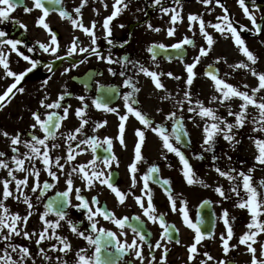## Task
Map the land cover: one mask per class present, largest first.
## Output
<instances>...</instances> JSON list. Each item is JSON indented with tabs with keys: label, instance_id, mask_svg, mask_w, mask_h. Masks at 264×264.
<instances>
[{
	"label": "snow or ice",
	"instance_id": "snow-or-ice-1",
	"mask_svg": "<svg viewBox=\"0 0 264 264\" xmlns=\"http://www.w3.org/2000/svg\"><path fill=\"white\" fill-rule=\"evenodd\" d=\"M200 2L207 6L212 4L213 0H200ZM87 3L88 0H81L80 6L74 9L76 15L73 16L72 13L68 12L63 7V0H32L31 7H28L24 3V0H0V22L12 20L11 14L19 7H23L25 13H31L34 10H39L42 13L37 20V26L46 30L50 39L47 43L36 41V44L43 53L54 57L50 63L44 65L49 73L53 72L57 60H68L76 54L81 55L83 58L78 62L72 63L71 67L65 68V73L70 72L72 68L78 67L79 64L85 63L90 56H95L98 60H101L110 66L113 64H121L122 70L119 72V75L125 77L123 87L131 89L123 94L126 113L119 115L117 109L111 107L108 102L111 96L120 95V92L116 87L98 85V95L96 98L92 99V105L97 110H102L106 113L115 112L119 116V143L122 146H125V122L129 119V115L134 116L135 119L143 125L144 129H150L159 137L162 141L163 149L169 153H174L179 158L182 165L181 172L188 185L200 184L203 187H209V185L202 179L196 177L189 158L181 150V147H184L191 142L190 134L188 133L184 122V117L178 115L177 111L167 113L165 115V121H172L170 130L164 123L155 124L152 118L143 112L138 106L139 101L137 94L140 89L137 87L136 82L131 77L127 76L126 70L127 66L131 64L134 69L138 70L137 74L142 73L151 78L155 88L165 92V95L162 97L164 100L175 98L171 93L167 92L165 85L161 82V75H167L177 80H179L180 77L173 76V73L171 72L165 74L152 71L138 61H131L128 56L115 59L111 54L105 56L103 52H101L97 43L96 21H93L90 27L85 26L83 23L82 8L85 7ZM176 3L177 5H180V0H176ZM215 4L218 5L224 13V15L217 17L216 23L206 25L202 16L197 14H189L187 17L190 22V30H193L195 24L198 23L199 33L204 38L206 46H200L199 54L194 58L193 62L185 64V70L187 73V79L185 81L186 90L184 91L183 98L175 101L180 112L184 111V105L187 104V111L193 113L195 116H199L201 120L204 121L202 130L203 143L201 148L204 152L213 153V161L220 159V157L215 155L217 137L222 136L223 139L235 149V146L240 143V141L236 139V134L240 129L244 128L246 124H252L253 132L264 133V94H261L264 93V73L258 72L255 67H252L257 64L258 57L247 47L240 32L237 30V27L234 26L230 19L227 7L221 3V0H215ZM238 4L243 9L245 16L251 21L254 28V34H259L264 30V24L257 23L255 14L250 11L245 0H238ZM153 6H160V10L164 14L171 13L172 25L177 24V22H183L182 6L172 8L164 7L163 0H153ZM104 7L107 9V3H104ZM128 8L129 3L125 2V0H114V10L111 15L104 19L102 24V28L106 33L104 39L107 44L113 45V41L108 38L112 35V29L110 27L111 22ZM52 11H58L62 18L71 22L74 29H79L85 35L90 37V45L81 46L82 42L79 41V37L74 36L65 53L60 55V43L57 38V33L50 27V24L46 22L47 17ZM97 14L99 13L97 12ZM12 22L25 31L27 30V26L21 21L12 20ZM120 27H124V25H120ZM208 27L215 29L221 35L230 34L242 55L250 62L249 64L241 61L229 65V67L232 68L233 71L243 69L246 73L250 72L258 81L255 88L248 90L249 86L244 84L242 85L244 90H242L240 86L233 85L227 82L226 79L222 78L219 69L214 65L208 66L205 75L213 81L215 91L218 93V95H213L211 97L209 103H217L221 106H226L227 116L218 114V108L206 106L204 102L199 99L194 100L191 92V86L197 75L194 70L200 63L201 58L209 55V52L212 50L215 43L213 35L207 31ZM148 28L152 29L153 26L149 23ZM153 30L157 32L160 31L159 28ZM167 35L169 37L174 36L175 27H170L167 30ZM7 37L8 33L0 30V66L5 70L6 77L14 78V82L7 87L3 94H0V109L5 107L7 103H10L11 99L14 98L17 93L24 92V88L18 86L29 73L41 64L40 60L33 59L31 56L25 55L24 52L19 50L18 45L22 43L21 40ZM5 45L10 46L8 53L2 51ZM194 45L195 41L188 36H185L182 40L172 45L154 43L148 47L147 51L151 54L152 59L156 60L159 54L158 50L168 51L169 49H172L177 52H182L185 46ZM120 46L123 47V44ZM34 50L35 49L32 47H28L29 52H33ZM12 52H15L18 56L22 57L23 60L27 61L30 64V67L19 73L13 71L10 68L8 60V56ZM84 54L88 55L85 56ZM220 62L221 58H217L215 61L216 64H219ZM224 62L226 63V61ZM108 72L113 76L117 75V72L112 67L108 68ZM50 79L51 76H49L43 84L46 86ZM89 79L92 80L94 77L90 76ZM87 87L88 85L85 84V88ZM70 96H72V93L67 91L65 86V90L58 95L57 99L48 103L49 96L45 93L44 99L39 102L40 107L55 111H48L47 113L42 114L37 110L32 113V118L35 123L31 125L33 134L30 139H22L20 133L11 135L7 131L2 132V135L10 140V150L12 155L10 158L5 159L7 154L4 151H0V170H7V177L0 178V184L3 186L2 194H0V242L6 244V247L3 250L4 255L0 256V264H26V261L29 259L32 260V264H35V257L30 252L29 247L11 242L14 236H22L24 239L29 240L34 236H38V239L36 240L38 246L45 240H55L57 243L52 244L48 250L59 252L66 256L72 251V245L67 237L61 236L57 232L62 226L61 222L67 224L74 235L84 239L87 242V245L94 249L91 256L86 254V248L79 249L76 252V264H120L125 256L132 254H134L136 259L140 260L141 264H144L146 259H148L149 264H154L156 260L155 255L152 254L154 250H162L160 264H165L169 251L167 244L174 240V234H178L179 229H177L174 224H169L165 219L164 214H157L156 207L153 203L150 183H159L161 185L168 197L171 210L173 212L179 211L184 225L194 232V243L188 248L189 261L194 260L196 255L199 254L197 246L201 245L202 241L206 238H213V231L202 230L205 224L202 217H198L197 221H193L187 210L186 200L181 202L179 208L177 207V199L174 197L171 190V181L159 177L160 168L158 165H150L147 172L140 177L143 182L142 192L144 195L135 196V201L142 209L143 216L147 218V221H150L153 224H158L162 230L159 240L154 244L149 239L151 234L144 231L143 222H141L140 216H134L131 218L127 216L117 217L114 212L101 205L97 196L92 197L91 201H89V199L82 194L83 189L74 185L73 176L79 175L80 179L84 181V189L90 191L96 183L107 186V188L115 194L120 204L125 202L128 195V193L122 192L120 188L115 185L113 180L114 173L111 171L113 162H116L117 166L119 164L117 157L112 152L113 139L111 137H104L101 140L97 136H88L84 139L78 140V136L83 134L85 126L89 124V119L86 118L89 109V104L87 103V100L89 99L88 97H77L81 102V106L75 110V115L79 118L80 125L74 130V132H70L67 135L66 156L53 157L50 154V149L60 147L59 144H50V142L57 140L62 121L67 119L69 115L70 105H65L63 102ZM234 99H239L241 101L237 111H233V105L230 103ZM250 107L256 110L255 114L249 112ZM61 109L63 111L62 115L60 111H58ZM42 115L44 118H42ZM228 117H234V120L229 121ZM189 118L192 119V117ZM106 124L107 121L97 122L95 123L93 130L96 131L99 128L104 127ZM36 129H39L43 134L42 137L35 134ZM59 135L63 134L59 133ZM135 135L138 137V141L134 149V160L129 165L133 188H135L137 184L136 173L139 171L138 165L144 161L142 147L145 143V131L143 129H137ZM249 138L253 140L257 149L258 154L255 157L256 164L264 166V138ZM74 141L77 142L75 148L72 146V142ZM173 141H175V143ZM21 145L27 149L26 152H20ZM81 145H87L91 149L93 159L87 164H73L76 157L84 151V149L80 147ZM177 145L180 146L178 147ZM100 148H103L105 153L111 155H105L103 157L97 156V150ZM225 156H227V153H225ZM164 158L166 159L167 157ZM193 158L203 160L204 155L203 153L194 154ZM61 159H64L65 163H61ZM227 159L231 160V156H227ZM37 161L43 165L42 169L36 166ZM26 162L29 165L28 167L25 166ZM11 165H14V167ZM100 165H102V167ZM66 166L69 168L68 172L64 171ZM105 169L108 170L107 173L105 172ZM214 170L220 177L227 179L231 183L229 189L230 193L239 198L236 206L240 209H247L251 216V221L246 225V228L249 231L239 238V245L247 246L248 251L252 254V264H264V259H257V249L253 247V243L257 242L256 237L261 233H264V220L261 219V217H264V179L259 181L258 185L253 184L252 174L256 171L255 167L250 168L247 172L243 170L237 171L235 168L224 170L218 166L215 167ZM41 171L46 172L50 179L41 182ZM20 172L26 173V175L23 178H18L16 174ZM61 175H64L65 177V190L57 191L54 197L45 200L48 191L55 188L59 183ZM29 177L32 178L31 186H29ZM237 181H240V183H237ZM11 185H14V187H10ZM26 190H30L32 195H29ZM241 190L245 193V196L247 197L246 199L241 197ZM215 191L223 200L230 198V196L226 194L222 185L217 186ZM33 195L35 196L37 203L43 202L44 210L39 214V219L42 222V230L30 233L27 231V225L30 217L33 215V210L36 207L32 200ZM73 195L75 200L79 203H72ZM9 198L18 202H23L26 205V214L21 216L19 213L11 212L5 203ZM210 203V201L206 200L200 205V207L203 208ZM68 208H75L77 211H83L85 213V218L89 224L87 230H81L80 226L69 218L67 211ZM49 216H55L56 219H48ZM98 217H102L104 220L113 223L121 230V235L125 237L127 236V233L124 229L130 228L131 232L134 234L132 241L130 243L126 239L122 241L119 236H117L116 232L103 227H98ZM221 218L226 227V235L221 234L220 239L223 252L227 255L232 249L238 247V245H230L229 243L232 240L234 233L232 224L229 221V213L227 209L223 210ZM132 221L140 223L133 224ZM49 230H51V234H49ZM249 241H252V243H249ZM175 242L177 244L180 243L178 239H176ZM146 245L149 250L150 258L144 256V248ZM8 249H11V253H17L18 259H14ZM38 252L44 257L46 262L53 259L47 255L43 247H39ZM260 254L261 257H264V243H261ZM203 255L207 257V261H212L214 259V257L207 252H204ZM55 260L57 264H68V262L59 255L55 257ZM207 261L202 260L200 264H207ZM124 264H131V262L125 261ZM218 264H228V262L220 260ZM232 264H235V262L233 261Z\"/></svg>",
	"mask_w": 264,
	"mask_h": 264
},
{
	"label": "flooded vegetation",
	"instance_id": "flooded-vegetation-1",
	"mask_svg": "<svg viewBox=\"0 0 264 264\" xmlns=\"http://www.w3.org/2000/svg\"><path fill=\"white\" fill-rule=\"evenodd\" d=\"M133 1L138 6H143L141 9L134 12L131 9ZM180 0V4H181ZM129 3V8L124 10L119 16H117L111 22L112 35L108 37L113 41V45L107 44L104 39L106 33L102 28L104 19L111 15L113 12L114 0H88V3L85 7L82 8L83 23L85 26H91L93 21H96V35L98 37V45L101 52L105 56L111 54L113 58H121L128 56L131 61H138L140 64L149 68L150 70H159V73H163V67L170 63L163 59L153 60L151 54L147 51L148 47L151 45L149 43L148 28L146 27L147 21H149L150 12H155L160 10V6H153V1L149 3L147 0H125ZM146 2V3H145ZM24 3L28 6H32V0H24ZM104 3H107V9L104 7ZM81 0H63V7L70 13L75 16L74 9L80 6ZM176 6V0H163V6ZM97 12L99 14H97ZM134 12V13H133ZM42 15L39 10H34L31 13H25L23 7H19L14 11L11 16L12 20L21 21L24 25L27 26V30L20 28L17 24L13 23L12 20L0 22V30L8 33L7 38L19 39L22 41L18 48L20 51L24 52L25 55L31 56L33 59L41 61V64L37 66L31 73H29L25 79L21 82L18 87H23L27 83H30V86L23 93H17L14 98L11 99L10 103H7L5 107L0 109V151H4L7 156L5 159L10 158L12 155L10 150V140L5 138L2 135V132L7 131L11 135H16L20 133L22 139H30L33 134L31 125L35 123L32 118V113L39 110L40 113L45 114L48 110L40 107V100L44 99L45 93L48 94L49 99L48 103L56 100L58 95L65 90L72 93V96L67 97L63 102L65 105H70L69 115L67 119L62 121L61 128L58 138L54 142L59 144L60 147L56 149H50V154L53 157L60 156L65 157L67 153V143L66 138L68 133L74 132V130L79 127L80 120L75 115V110L81 106V102L77 97L85 96L89 99L87 103L89 104L87 119H89V124L85 126L83 134L78 136V140L84 139L88 136H97L101 140L104 137H111L113 139V149L112 152L117 157L119 164L117 166L116 162H113L111 171L114 173L113 180L116 186L120 188L122 192L128 193L127 198L123 204L118 202L117 197L107 186L100 185L96 183L95 186L89 191L84 189V181L80 179L79 175H74V185L76 187H81L83 189L82 194L91 201V198L97 196L100 200L101 205L106 207L115 213L117 217H134L140 216L141 222H143L144 231L150 233V241L154 244L159 240L161 235V229L158 224H153L150 221H147V218L143 216L142 209L138 206L135 201V196H143L142 192L143 182L140 177L147 172L150 165H158L160 168L159 177L161 179H169L171 181V190L174 197L177 199V207L179 208L182 201H187V210L190 217L193 221H197V218L200 217L199 209L200 205L204 201H210V205L213 209L215 216V223L211 226L209 222H205L204 230L208 231L210 228L213 229V238H206L202 241L201 245H198V255L192 261H189V246L194 243V232L187 228L182 220L181 213L179 211L173 212L171 210L170 202L168 197L159 183H150V188L152 190L153 203L156 207L157 214H164L165 219L169 224H174L177 229H179L178 234H174V240L167 244L169 249L167 254V259L165 264H200L202 260L207 261V257L203 255L204 252L209 253L214 259L212 261H207V264H218L220 260L235 264H241L239 262L238 253L232 251L225 255L222 249L221 244V234L226 235V227L224 225L222 214H221V205L225 203H237L238 197L230 193L229 189L231 183L229 184H220L223 186L226 194L230 196L229 199L223 200L220 203L219 195L215 193L212 197H204L201 195L202 190H206L211 187H203L200 184L188 185L184 176L182 175L181 168L182 165L179 161V158L174 153H169L162 147V141L159 137L153 133L150 129H144L143 125L135 119L134 116L129 115V119L125 122V146H122L119 143V116L117 113H106L102 110H97L92 105V99L96 98L98 95L97 87L98 85L112 86L118 88L120 95H113L109 99V104L111 107L116 108L119 115L126 113V108L124 106L125 102L123 100V94L130 91L131 89L123 87L124 76L119 75V72L122 70L121 64L108 65L107 63L98 60L95 56H90L85 63L79 64L78 67L72 68L70 72L65 73V68L71 67L72 63L80 61L83 57L79 54L74 55L68 60H57L54 65V70L52 73H49L47 68L44 66L47 63H50L54 57L43 53L37 46L36 41H41L47 43L50 39L49 34L42 27L37 26V20ZM50 24V27L57 33V38L60 43V55H63L66 49L70 46L71 41L74 36L79 37V41L82 42L81 46L90 45V37L85 35L81 30L74 29L71 22L67 19L62 18L59 15L58 11L50 12V15L47 17V21ZM124 25V27H120ZM123 44V47L120 45ZM28 47H32L35 50L33 52L28 51ZM10 46L5 45L2 49L3 52L8 53ZM110 50V51H109ZM87 56L88 54H84ZM10 68L19 73L24 71L26 68L30 67V64L23 60L22 57L18 56L15 52H12L8 56ZM191 62H180L177 61L176 65L185 66ZM112 67L117 75L113 76L108 72V68ZM196 70V69H195ZM138 70L134 69L131 64L127 66L126 74L128 77H131L137 84V87L140 89L137 94L139 101V107L145 112L148 116L152 118L155 124L164 123L171 128L172 121H165V115L171 111H177L178 115L184 117V122L187 128L188 133L190 134V144H187L184 147H181V150L189 158L190 163L195 171L196 177L203 179L200 171L206 167V164L209 163L215 167H220L219 162L221 158L216 160V163H213L212 156L213 153L206 152L203 160H198L193 158L194 154H200V147L202 143L198 140L197 132V120L199 116H195L193 113L187 111L188 105H184V111L180 112L178 105L175 101L182 99V93L186 89L185 81L187 79V73L182 69L181 82L177 83L176 90L177 92L172 94L175 99L164 100L162 97L165 95V92L155 88L151 78L140 73L137 74ZM51 76V79L48 80V84L45 86L43 82ZM94 77L90 80L89 77ZM163 76V75H162ZM161 79V78H160ZM163 79V78H162ZM161 79V82L166 86L164 80ZM14 82V78L6 77L5 70L0 66V83H1V93H4L3 87L5 85H10ZM85 84L88 85L85 88ZM166 88V87H165ZM196 90V88H193ZM172 108V109H169ZM160 110V111H158ZM60 111L61 115L63 114L62 109ZM189 117H192L190 119ZM42 118L44 116L42 115ZM107 121V124L94 131L93 127L95 123ZM137 129H143L145 131V143L142 147V155L144 161L138 165L139 171L136 173L137 184L136 187H132L131 174L129 172V165L134 160V149L138 141V137L135 135ZM35 134L42 137V133L39 129L35 130ZM175 143V141H173ZM77 142H72V146L75 148ZM178 147L180 145H177ZM81 148L84 151L76 157V160L73 161V164L84 163L87 164L90 160L93 159V154L91 149L87 145H81ZM27 149L23 145L20 146V152L24 153ZM97 156L103 157L105 155H111L105 153L103 148L97 150ZM215 155L218 156L217 150H215ZM164 157H167L166 159ZM219 157V156H218ZM61 163H65L64 159H61ZM99 164V161H98ZM14 167V165H11ZM26 167L29 165L26 162ZM36 166L38 168H43V165L37 161ZM102 167V165H100ZM65 172L69 171V168L65 167ZM107 169L105 172L107 173ZM18 178H23L26 173L20 172L16 174ZM7 177V170H0V178ZM46 172L41 171V182L44 180H49ZM205 182V181H204ZM240 183V181H237ZM32 184V178L29 177V186ZM219 184L217 186H220ZM10 187H14L11 185ZM66 188L65 177L64 175L60 176L59 183L55 188L48 191L45 200L54 197L57 191H64ZM3 186L0 184V194H2ZM29 195H32L30 190H26ZM201 195V196H200ZM242 197V192L240 193ZM32 200L36 207L33 210V215L30 217L27 225V231L30 233L33 231L39 232L42 230V222L39 219V214L43 212L44 206L43 202L37 203L35 196H32ZM6 206L13 213H19L21 216L26 214V205L23 202H18L9 198L5 202ZM72 203L77 204L78 201L75 200L73 195ZM146 204V197H145ZM69 218L76 222L81 230L88 229V221L85 218V213L83 211H77L75 208L67 209ZM237 217H230L229 221L233 227V238L231 242L236 238V234L239 233L238 229L244 224V217L241 214H237ZM48 219L54 220L55 216H49ZM99 220L98 227H103L105 229L111 230L117 233V236L123 241L127 240L129 243L132 241L134 234L131 232L130 228H125L124 231L127 233V236L121 235V230L118 229L110 221L104 220L102 217L97 218ZM82 222V223H81ZM133 224L140 223L137 221H132ZM61 227L57 230L58 234L65 236L70 241V238L77 240L79 248H86L87 255L91 256L94 249L87 245V242L74 235L67 224L61 222ZM237 231V233H236ZM51 234V230H49ZM87 234V232H86ZM235 237V238H234ZM38 236H34L32 239H24L21 237H13L12 243L19 244L22 246H27L30 249V252L35 257V264H57L55 257L62 256L64 260L71 264L70 261V252L64 256L62 253L49 251L48 249L52 244L57 243L55 240H45L41 245L36 244ZM178 239L179 244L175 242ZM6 244L0 242V256L4 255V248ZM43 247L48 256L52 257L51 261L46 262L44 257L39 254L38 248ZM80 248V249H81ZM11 253V249H8ZM14 259H18L17 253H11ZM153 255H155L156 260L154 264H160V258L162 255V250H154ZM144 256L150 258L149 250L147 245L144 248ZM125 261L131 262V264H141L140 260L136 259L134 254L125 256L120 264H124ZM26 264H32V260H27ZM144 264H149L148 259L144 261Z\"/></svg>",
	"mask_w": 264,
	"mask_h": 264
},
{
	"label": "rangeland",
	"instance_id": "rangeland-1",
	"mask_svg": "<svg viewBox=\"0 0 264 264\" xmlns=\"http://www.w3.org/2000/svg\"><path fill=\"white\" fill-rule=\"evenodd\" d=\"M153 0H147V2L150 5V2ZM250 4V11H252L256 18L257 22L260 21L261 17L264 15V7L262 10H257L256 6L259 4H263L264 0H247ZM146 3V2H145ZM221 3L227 7L228 14L230 16V19L232 20L235 27H237V30L240 32L242 38L244 39L247 47L250 51H252L257 57L258 61L257 64L252 66L255 67L258 72L264 73V30L260 36H257L254 34V28L251 23V21L245 16L243 9L239 6L238 0H221ZM133 5L131 6V9L136 12L137 10L141 9L143 6H138L133 1ZM151 6V5H150ZM182 6V17L183 22H177V24L172 25L171 23V13L164 14L161 10H157L155 12H150L149 15V21L146 23V27L148 28V24L150 23L153 28H148V35H149V43L153 44H164V45H170L177 43L178 41L182 40L185 36H188L189 38H192L195 40V47L190 50L189 52V62H193L194 58L199 54V48L200 46H206V42L204 38L199 33V26L198 23L195 24L194 29L190 30L187 17L189 14H197L202 16V18L205 20L206 25L210 23H216L217 17L224 15L223 10L215 4V0H213V3L210 5H204L200 2V0H182L180 5H171V6H165V7H180ZM133 12V13H134ZM170 27H175V35L172 37H169L167 35V30ZM159 28L160 31H154L153 29ZM247 29V30H245ZM207 31L213 35L215 43L212 47V50L209 52V55L206 57H202L200 63L197 65L199 68V73L197 74L192 86H191V92L193 99H199L204 102L206 106L218 108V114L227 116V107L221 106L217 103H209L210 99L213 95H218V93L215 91V88L213 86V81L206 78L204 73H202V68L205 67L207 64H213L217 65L221 68L222 71V78L226 79L227 82L240 86L242 88V85L247 84L249 86L250 90L251 88H255L258 84L257 78L254 77L250 72H245L243 69H238L233 71L232 68L229 67V65L236 64L238 62H245L249 63L247 61L246 57L242 55L239 48L235 45L233 38L230 34L221 35L219 32H217L215 29L208 27ZM217 58H221V62L219 64H216L215 61ZM226 61V63L224 62ZM163 72L166 73H173V76L180 77L179 80L171 78L167 75L164 77V82L166 83V89L168 93H171L175 95L174 93L177 92L176 85L177 83L181 82V75H182V66L178 65H165ZM158 72L159 70H154ZM227 74V75H226ZM197 85H200L201 90L196 91L193 88H197ZM9 85H5L3 87V90L5 91ZM30 86V83H27L24 85V91L27 93V90ZM186 89L183 90V92ZM242 90H244L242 88ZM0 93H1V83H0ZM264 94V93H261ZM183 97V95H182ZM233 105V111H237L239 109V105L241 101L239 99H234L230 102ZM172 109V108H169ZM249 112L252 114H255L256 110L254 108H249ZM229 121L234 120V117H228ZM203 126L204 121L201 120L200 117H198L197 120V132H198V140L200 143H203ZM252 124L248 123L245 125L244 128L240 129L236 134V139L240 141L238 145L235 146V149H233L227 141L223 139L222 136L217 137V143L215 146V150H217L218 156L221 158V161L219 162L220 167L224 170H228L229 168H235L237 171L243 170L247 172L250 168L255 167L256 171L253 172V184L258 185L259 181L264 179V166H260L256 164L255 157L257 156V149L253 143V140L249 137H260L264 138V133L260 132H253L252 131ZM201 153L204 155L206 152L203 151V149L200 147ZM225 153H227V156H231V160L227 159V156H225ZM213 163L217 164V161H213ZM215 166L207 163L206 167L200 171V174H202L203 179L205 183H209L211 187L207 188L206 190H202L201 195L204 197H212V195L215 193L218 195L215 191V188L219 184H229L230 182L220 177L214 170ZM242 197L245 199L247 198L245 196V193L241 190ZM200 195V196H201ZM220 197V196H219ZM220 203H222V198L220 197ZM237 203H225L224 205H221V214L223 213L224 209L228 210L229 216L234 218L237 217V214H241L242 217H244V224L237 226L241 227L238 229L239 233L236 234V238H240L244 233L248 232L249 230L246 228V225L251 221V216L247 209H240L236 206ZM262 220H264V217H261ZM237 233V231H236ZM234 237V238H235ZM256 243H253V247L257 249L256 256L257 259H264V257H261L260 254V248L261 243H264V233H261L256 237ZM70 242L72 245V251L70 252V261L71 264H76L77 257L76 252L81 248H79V242L77 240H74L73 238H70ZM249 243H252V241H249ZM230 245H238V247L232 249L230 251V254L232 251H236L238 253L239 262L241 264H252V254L248 251L246 245H239V239H235L231 242Z\"/></svg>",
	"mask_w": 264,
	"mask_h": 264
},
{
	"label": "water",
	"instance_id": "water-1",
	"mask_svg": "<svg viewBox=\"0 0 264 264\" xmlns=\"http://www.w3.org/2000/svg\"><path fill=\"white\" fill-rule=\"evenodd\" d=\"M158 52H159L158 56L162 55L163 57H177V56H179L178 52L175 50H172V49H169L168 51L158 50ZM181 56H183V55H181ZM202 209L203 208H201L200 210H202Z\"/></svg>",
	"mask_w": 264,
	"mask_h": 264
}]
</instances>
